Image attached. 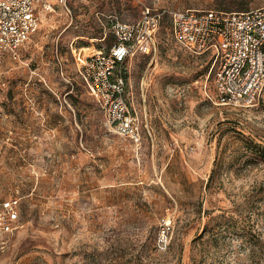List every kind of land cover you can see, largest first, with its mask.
Listing matches in <instances>:
<instances>
[{
	"label": "rangeland",
	"instance_id": "obj_1",
	"mask_svg": "<svg viewBox=\"0 0 264 264\" xmlns=\"http://www.w3.org/2000/svg\"><path fill=\"white\" fill-rule=\"evenodd\" d=\"M262 6L52 0L29 40L0 59V198L19 199L0 264H264V82L251 106L217 104V64L177 44L169 18ZM144 8L164 15L155 51L122 66L139 127L129 139L106 124L77 58L106 51L112 24Z\"/></svg>",
	"mask_w": 264,
	"mask_h": 264
},
{
	"label": "built area",
	"instance_id": "obj_2",
	"mask_svg": "<svg viewBox=\"0 0 264 264\" xmlns=\"http://www.w3.org/2000/svg\"><path fill=\"white\" fill-rule=\"evenodd\" d=\"M60 1V0H59ZM52 10V0H0V59L16 52L33 35L40 14ZM164 12L141 11L137 21L110 27L113 42L79 61V73L108 127L124 138L139 135L129 110L122 66L133 54L148 56L155 49V33ZM171 34L177 44L195 55L207 54L217 64L213 74L214 100L220 105H253L264 82V6L244 12L176 10L169 12ZM19 199L0 198V234L18 227ZM169 222L162 220L158 246L165 245Z\"/></svg>",
	"mask_w": 264,
	"mask_h": 264
},
{
	"label": "trees",
	"instance_id": "obj_3",
	"mask_svg": "<svg viewBox=\"0 0 264 264\" xmlns=\"http://www.w3.org/2000/svg\"><path fill=\"white\" fill-rule=\"evenodd\" d=\"M170 33H171V27H170ZM171 36H172V34H171Z\"/></svg>",
	"mask_w": 264,
	"mask_h": 264
},
{
	"label": "bare ground",
	"instance_id": "obj_4",
	"mask_svg": "<svg viewBox=\"0 0 264 264\" xmlns=\"http://www.w3.org/2000/svg\"><path fill=\"white\" fill-rule=\"evenodd\" d=\"M88 50V49H87Z\"/></svg>",
	"mask_w": 264,
	"mask_h": 264
}]
</instances>
